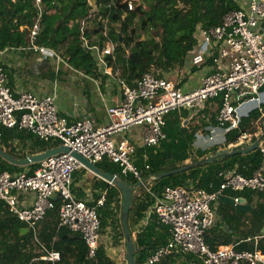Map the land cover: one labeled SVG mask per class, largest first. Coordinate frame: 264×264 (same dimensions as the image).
<instances>
[{"label": "built area", "instance_id": "built-area-1", "mask_svg": "<svg viewBox=\"0 0 264 264\" xmlns=\"http://www.w3.org/2000/svg\"><path fill=\"white\" fill-rule=\"evenodd\" d=\"M126 1L128 8L134 9L136 0ZM236 1L240 7L226 13L221 23L197 28L196 43L188 56L192 67L203 64L207 68L199 86L184 88L181 79L175 81L169 77L168 73L173 70H149L132 83L120 79L123 99L108 107V121L103 125H96L88 115L78 119L62 115L55 93L14 91L0 56V127L27 130L47 142L59 141L53 147L68 146L94 163L108 157L120 166L123 175L136 178L139 186L151 193L154 202L149 215L157 214L160 222L169 226L170 238L148 256L147 264L160 262L175 252L193 254L202 264H241L243 261L264 264V252L258 248L238 250L235 245L227 244L213 249L205 238L216 220L220 196L228 195L225 191L264 192V163L249 176L234 168L223 169L222 182L215 191L192 185H166L157 191L151 187L156 176L144 177L149 163L145 169L139 168L135 156L139 147H159L168 138L167 118L175 110H199L211 99H218L221 103L217 123L227 131L238 128L242 117L254 108L264 113V0ZM35 5L38 16L33 25H19L20 30L29 28L27 47L70 66L55 49L37 43L47 6L43 0H35ZM90 23L84 19L80 26L84 45L95 53L103 72L113 75L106 55L114 53L116 43L108 38L104 46L98 42L91 44L85 34ZM107 28L105 25L106 36ZM157 31L158 25L152 35L159 39ZM136 134L140 136L139 144L134 142ZM248 134L244 132L233 146L252 143L253 134ZM144 157L147 158L146 153ZM82 168L91 171L70 152L60 151L40 161L31 173L0 172V199L25 223L36 247L42 251L41 259L53 263L61 259L60 250L48 247L40 238L41 224L48 211L56 206L58 197L61 200L59 226H67L83 236L88 245V259L97 256L102 243L98 207L106 202V192L100 193L94 205L78 197L73 190L74 173ZM26 193L33 195L32 201L22 204L21 195ZM232 197L236 201L240 199Z\"/></svg>", "mask_w": 264, "mask_h": 264}, {"label": "trees", "instance_id": "trees-1", "mask_svg": "<svg viewBox=\"0 0 264 264\" xmlns=\"http://www.w3.org/2000/svg\"><path fill=\"white\" fill-rule=\"evenodd\" d=\"M154 1L161 6L166 1H173L177 5L170 13H167L163 7L161 8L164 15L162 22L158 24L159 39L157 40L154 36V40H149L152 25L142 2L135 1L134 9H129L126 0H43L47 9L44 10L41 18V30L37 43L55 49L75 69L97 76L101 69L96 55L84 45L80 30L82 21L89 19L91 23L85 28V34L91 44L98 42L100 46H104L105 40L113 39L116 43L114 53L107 54L106 59L114 71L119 69L121 75L132 83L134 79L149 70L160 69L161 72L182 70L187 63H190L188 51L196 43L195 34L198 26L217 25L222 22L226 13L240 7L236 0ZM108 13L110 15L106 19ZM37 16L38 9L35 0H0V49L28 46L30 43L29 28L20 30L19 25L24 23L31 26ZM105 25L108 27V36L104 34ZM143 35H145L144 38ZM203 66V64L194 65L191 72H200ZM211 101L217 103L215 109L218 112L221 101L218 99H211ZM211 107L212 105L209 106ZM203 109L195 117L205 110ZM208 110L212 111L213 124H218L216 110ZM189 113L188 109L175 110L170 113L166 126L168 138L159 147L141 146L136 150L137 166L145 169L147 162L150 165V168L144 171V177L191 165L186 170L164 177H156L151 186L153 190L160 191L166 185H192L215 191L222 182L220 172L223 169L234 168L249 176L263 163L264 151L261 147L248 153L223 155L211 161L206 159L214 155L218 148H215L209 155H207L208 151L203 150L199 151L200 156L198 157L192 155L194 149L192 140L198 126L189 132L183 125V117L187 118ZM261 116L262 112L259 108H254L248 115L243 116L238 128L227 131L226 144L236 142L244 132L259 134L260 125L257 121ZM0 130L2 132L1 144L13 136H21L24 140H35L44 145L41 150L59 143V141L41 140L32 132L18 128L1 126ZM174 132L183 137L184 140L180 144L172 138ZM254 140H256L255 137ZM8 151L19 158H25L31 153L25 149L17 151L16 147ZM144 153L147 154V158L144 157ZM191 158V163H186ZM200 160L205 161L200 162ZM38 165L39 162L28 166L11 163L0 154V172L28 171L31 173ZM97 165L100 169L116 173L121 179L130 182L134 194L135 189L140 187L137 185L136 178L123 175L120 166L110 158H103L97 162ZM82 170L86 169L82 168L74 173V182L75 177ZM92 181L95 200L101 192H106V202L98 207L101 234H105L110 225L113 226L115 245H117L122 237H126L124 225L120 221L123 220V191L115 183H109L97 175ZM225 193L246 199L253 204V208L242 211L231 203L220 202L217 207L216 220L206 232V241L213 249L220 245L233 244L238 250L252 251L258 248L264 252V192L245 189L227 190ZM134 194L127 223L136 243V264H147L148 256L156 247L169 240L170 230L168 225L160 222L157 214L149 215L150 207L154 202L151 193L143 190L138 195ZM95 200L90 201L89 204H96ZM55 202L56 206L48 211L40 228L41 240L48 247L61 252V259L53 263L39 258L42 251L36 247L32 234L22 232L25 223L13 215L5 201L0 199V264H82L84 262L85 264H121L108 252L107 245L103 241L96 258L88 259V245L83 236L67 226H59L60 198H56ZM118 212L121 218L118 217ZM137 224H140V227L134 232L133 229ZM225 225H228V229ZM120 227L121 231H118ZM125 264H127V258ZM155 264L202 263L193 254L175 252ZM241 264L250 263L243 261Z\"/></svg>", "mask_w": 264, "mask_h": 264}, {"label": "crops", "instance_id": "crops-1", "mask_svg": "<svg viewBox=\"0 0 264 264\" xmlns=\"http://www.w3.org/2000/svg\"><path fill=\"white\" fill-rule=\"evenodd\" d=\"M138 2L142 1L138 0ZM0 56L1 62L4 65L9 76V85L14 91L18 92L22 90H32L37 93H55L61 114L67 116L69 119H78L84 115H88L93 119L96 125H103L108 121V107L120 103L123 99L120 79L125 78L121 75V73L119 75V69L113 71L114 74L110 75L107 73L104 74L102 67L99 66L101 70L97 76L88 75L82 71H79L80 75L90 76V78H92V80L94 81L93 85L95 83L96 86L98 85V92L97 90H91V86L88 90L85 91L83 90V88H81L83 87L84 79L79 78V74H77V72H74L76 70L72 65L69 66L66 63L57 61L55 58L46 57L42 53L36 52L27 46H12L1 49ZM67 67L69 68L68 70L65 69ZM203 67L204 68H202L200 72H191L192 66L190 65V63H187V65L183 68L185 69L187 74H184L183 77L180 78L182 80L181 85H185L184 88L186 89H191L199 86L202 82L203 75L207 71V68H205V66ZM115 73L118 74V77ZM75 77L77 78V81L72 79ZM185 78L187 79L185 80ZM188 83L190 84L186 86ZM211 105L212 107L209 108V106ZM216 107V102L208 101L207 105L204 107L205 110L202 108L204 111L196 117L197 122L201 123L198 118L202 119L204 123L206 122L207 126H205V128L209 129V131L207 132V136L209 137V142H211L212 145L226 143L227 130L219 127L218 124H213L212 111L208 110L214 109L217 112V109H215ZM202 109L190 111L189 116L185 119L184 122L187 123L188 121H190V118H195V115L198 114V112L200 113ZM261 118L262 122L259 121L260 118L257 121L259 122V125L261 123H264V113H262ZM197 135L198 139H204L205 135L203 134V132H197ZM139 138L140 136L136 134V138H134V142L136 144L140 143ZM233 143L234 142H230L225 147L233 146ZM1 146L7 151L12 147H16L17 151H22V149H25L29 152L30 150L31 155L34 153L42 152L50 147H53L54 145H50L48 147L46 146L47 148L41 150L44 146L41 143L32 139L24 140L21 136H13L10 137L8 141L3 142ZM260 147L264 151V138H262L261 140ZM82 173L85 176V179L87 178V184L83 185L77 181V177L80 174L79 173L75 177L73 190L78 197L87 199L90 202L92 200H95V190L92 188V180L95 177V174L87 169L82 171ZM32 196L33 195L31 193L22 194L21 203H31ZM228 196L232 195L228 194ZM244 201L248 204H251L253 208L252 203L248 202L246 199H244ZM220 202L231 203L226 199L223 200L220 198V200L217 202V207ZM143 222L145 223V220ZM225 228L228 229V225H225Z\"/></svg>", "mask_w": 264, "mask_h": 264}, {"label": "water", "instance_id": "water-1", "mask_svg": "<svg viewBox=\"0 0 264 264\" xmlns=\"http://www.w3.org/2000/svg\"><path fill=\"white\" fill-rule=\"evenodd\" d=\"M263 137H264V133L262 134V136H260L256 140H254L252 143H248L245 145L225 147L221 150H218L214 155H211L206 160L211 161L217 157L218 158L222 157L223 155H234V154H238V153L251 152V151L255 150L256 148L260 147L261 140ZM60 151L70 152L72 155H74L76 158H78L87 168H89L95 175L103 178L104 180L108 181L109 183H115L119 188L122 189L123 195H124V198H123V225H124L126 238H127V243H126L127 264H136L137 263L136 256H135L136 243L130 234L128 223H127V216L131 210L132 199H133V194H134L133 193V187H132V184L130 182H128L127 180L121 179L116 173H112V172L104 171V170L100 169L98 167L97 163L92 162L89 158H87L83 154L79 153L78 151H73V150H71L70 147L65 146V145H60L58 147H50V148H48L42 152H38V153L28 155L25 158H18L16 155L5 150L0 144V154L5 159H7L9 162L15 163L18 165H28V164H31L34 162H40L43 159L47 158L48 156H50L56 152H60ZM203 161H205V160H200V162H203ZM190 167H191V165L182 166L179 168L160 172V173L156 174L155 176L156 177H164V176L176 173V172L186 170ZM137 185H140V182H138ZM220 198L223 200L226 199L227 201L234 204L236 208H238L242 211H248V210L252 209V205L246 203L244 201V199H242V198L239 199L238 201H236L234 197L228 196V195H221ZM263 231H264V227H263ZM22 232L27 233L28 228L23 227Z\"/></svg>", "mask_w": 264, "mask_h": 264}, {"label": "rangeland", "instance_id": "rangeland-1", "mask_svg": "<svg viewBox=\"0 0 264 264\" xmlns=\"http://www.w3.org/2000/svg\"><path fill=\"white\" fill-rule=\"evenodd\" d=\"M142 1V0H141ZM136 2L138 3V0H136ZM135 2V3H136ZM143 5H144V9L146 11V14L149 18V21L151 23V25L153 26L151 32L149 33V40H154L155 38H153L152 33L154 31H156V27L159 23L162 22V17H163V12H162V7L165 9V11L167 13H170L171 11H173L175 9V7L177 6L175 2L173 1H166L165 3H163V6L161 5H157L155 3L154 0H143ZM153 31V32H152ZM96 37V36H93ZM145 37V35H143V38ZM157 40V39H156ZM66 70H68L69 68H65ZM77 72V74H79L80 70L75 69ZM104 73V72H103ZM119 75H120V71H118ZM102 74V73H101ZM105 74V73H104ZM116 74V73H115ZM186 75L187 72L185 71V69L180 70V69H175L172 72L168 73L169 77L175 81H178L181 77H183V75ZM116 76L118 77V74H116ZM79 78H83V90H88L91 86V90H97L98 85L96 86L95 84L93 85L94 81L92 80V78H90V76H86V75H80L79 74ZM73 80L77 81V78H72ZM190 83H188L186 86H188ZM93 85V86H92ZM185 86V85H184ZM87 88V89H86ZM92 92V91H91ZM98 92V90H97ZM94 94V91H93ZM185 117H183V125L186 126L187 130L189 132H191L192 130L195 129V127H197L194 139L192 140V145L194 147L193 149V154L192 155H196L195 157L200 156L199 151L203 150V151H208L207 155H209L210 153L213 152V150L215 148H218V150H221L223 148H225V146H227L226 143H222V144H215L212 145L211 142H209V137L207 136V132L209 131V129L205 128V126H207L206 122L204 123V121L202 119H199L201 121L197 122V118H190L187 123L184 122L185 121ZM260 122H262V118L260 117L259 119ZM260 132L259 134H255L253 133V137H255L256 139L260 136H262V134L264 133V123L260 124ZM197 132H203L204 139L199 138L198 139V135ZM256 135V136H255ZM172 138H174V140L176 141V143H181L184 139L182 136H180V134H178L177 132L172 133ZM254 138H252L251 141H253ZM249 141V142H251ZM226 144V145H225ZM29 152H31L29 150ZM19 158V157H18ZM192 158L188 159L186 161V163H191ZM84 171V170H82ZM77 181L80 182V184L86 185L87 184V178L85 179V176L83 175V173L81 172L79 174V176L77 177ZM92 179V178H91ZM143 190H145V187H137L135 189V194L134 195H138L139 193H141ZM118 217L121 218L120 212H118ZM123 224V220H120ZM140 227V225H137L134 227V232L138 230V228ZM118 231H121V227ZM114 231H113V226H109L107 228V231L105 232V234H102V241L105 242V244L107 245V249L108 252L121 264H125L126 263V258H127V252H126V243H127V238L126 237H122L121 241L117 244L114 240V235H113ZM135 235V234H134Z\"/></svg>", "mask_w": 264, "mask_h": 264}, {"label": "bare ground", "instance_id": "bare-ground-1", "mask_svg": "<svg viewBox=\"0 0 264 264\" xmlns=\"http://www.w3.org/2000/svg\"><path fill=\"white\" fill-rule=\"evenodd\" d=\"M249 134H250V133H249ZM249 134H248V135H249ZM148 181H149V180H148Z\"/></svg>", "mask_w": 264, "mask_h": 264}]
</instances>
